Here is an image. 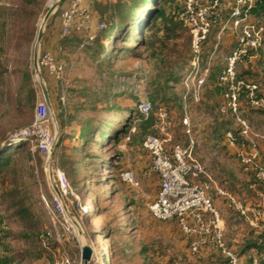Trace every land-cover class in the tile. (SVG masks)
I'll use <instances>...</instances> for the list:
<instances>
[{"label": "rangeland", "instance_id": "1", "mask_svg": "<svg viewBox=\"0 0 264 264\" xmlns=\"http://www.w3.org/2000/svg\"><path fill=\"white\" fill-rule=\"evenodd\" d=\"M56 1L0 0V161L7 163L0 166V260L6 264H84L79 242L81 246L93 245L85 264H228L216 249L191 253L176 221L152 217L148 205L156 196L158 179L150 170V157L141 143L146 135L156 134L152 122L160 109L168 110L173 121L170 145L186 142L180 122L185 107L194 150L215 175V185L250 208L264 210L260 197L264 183L244 170L240 160L241 153L249 152L250 142L238 136L230 112L218 111L210 88H205L204 100L186 99L183 103L184 85L179 78L195 56L185 28L177 24L176 36L167 38L159 18L145 31L147 46L137 47L135 40L118 42L133 47V53L124 54L114 53L111 46L123 3L133 4L134 9L141 7L135 10L141 22L148 12L161 9L169 13L181 7L184 0H86L92 17L88 28L73 31L60 43L59 13L67 0L43 21ZM250 21L264 26V12L252 14ZM102 22L105 27L99 28ZM39 29V51L51 48L57 54L60 48L69 72L64 105L55 95L59 87L53 79L44 74L43 78L47 82L49 79L47 91L53 95L56 112L54 159L73 190L68 202L70 217L75 219L86 210V232L78 235V240L52 226L51 214L41 199V192L48 198V181L39 152L29 141L16 136L35 115L39 88L31 68ZM53 39L56 45L52 46ZM224 41V46H231L233 36L228 34ZM43 42L48 44L46 48ZM211 43L213 40L201 51L203 65L208 61ZM224 50H217L212 59L215 65H219ZM243 64L237 69L239 75L257 83L264 95V37L254 57ZM144 97L153 104L154 121L148 123L133 107ZM241 101L239 117L251 127L258 160L264 167V117L247 108L244 98ZM116 130L120 132L112 135ZM227 131L237 137L233 147L226 140ZM127 136L130 139L122 148ZM124 171L132 172L137 186L123 181ZM213 197L215 206L221 208L225 244L237 255L238 264H251L252 255L264 258V214H249L254 219L252 224L229 210L221 197V203L214 193ZM21 209H28L32 216L23 220Z\"/></svg>", "mask_w": 264, "mask_h": 264}, {"label": "built area", "instance_id": "2", "mask_svg": "<svg viewBox=\"0 0 264 264\" xmlns=\"http://www.w3.org/2000/svg\"><path fill=\"white\" fill-rule=\"evenodd\" d=\"M263 0H184L182 8L177 13V19L190 34V46L194 58L183 79V103L188 99L200 100L201 92L210 71V62L201 64L200 54L203 46L208 42L213 28L219 25L217 40L220 35L231 29L235 35V46L224 59V64L218 76L219 85L224 87L223 102L219 108L221 114L230 112L237 125L238 136L249 143V152L241 153V164L246 171L252 172L256 181L264 183V167L258 160V151L252 139L253 131L244 118L239 117L242 101L246 106L259 111L264 117V95L259 85L241 78L238 66L254 57L255 52L263 42L264 26L250 21L252 9L261 4ZM68 5L60 11V37H66L73 31L88 28L92 17L87 9L85 0H67ZM229 9L228 18L222 21L226 9ZM105 24L99 23L103 28ZM32 77L37 82L39 94L36 97L35 115L33 121L23 128L16 136L22 141H29L40 155L43 172L47 182L48 198L41 192V199L46 210L51 214L50 222L54 228L66 234L73 235L78 240V235H83L85 229L86 210L79 217L72 219L68 211L69 197L73 195L64 171L54 159V150L57 145L56 112L48 92L47 102L41 91L39 77H42L47 88V81L43 74L52 78L59 87L55 92L60 105L65 104L69 72L66 71L61 55L49 51H40L37 59V68L32 64ZM187 99V100H186ZM135 111L148 119L153 107L147 97L134 102ZM181 125L186 142H177L167 145L169 130L173 125L168 110L160 109L156 113L153 129L156 134L146 135L141 147L150 157V170L157 176L158 190L155 198L149 203L148 210L156 220L176 221L181 233L188 240L189 251L193 254L203 249H216L228 260V264H238L237 255L225 244V226L220 209L214 204L213 193L221 197L226 207L250 220L249 214L258 217L264 214L263 209L250 208L239 201L231 193L218 188L213 177L208 173L202 162L195 155V141L191 134V125L186 108H183ZM229 146H234L237 137L231 132H226ZM130 137L123 140L125 148ZM123 181L137 186L138 183L131 171L121 174ZM264 199V192L260 195ZM81 251L82 246L79 244ZM89 246L93 249L92 243ZM94 250V249H93ZM251 264H264V258L252 255ZM0 264H2L0 262Z\"/></svg>", "mask_w": 264, "mask_h": 264}, {"label": "trees", "instance_id": "3", "mask_svg": "<svg viewBox=\"0 0 264 264\" xmlns=\"http://www.w3.org/2000/svg\"><path fill=\"white\" fill-rule=\"evenodd\" d=\"M159 1L160 0H152V2H159ZM131 3H133V1ZM85 4H86L87 9L89 11V8H88L86 0H85ZM140 8L141 7L139 6L136 9H134L133 4L131 5V4H128V3L127 4L123 3L120 6L119 12L117 14L118 15V20H119L118 26H116L117 32L112 37V40H111V43H112L111 46H112V50H113L114 53H116V54H124V53H127V52L128 53H130V52L133 53V51H134L133 47H128L127 45H117L118 42H131L132 40H135L136 43H137L136 44L137 47H139V46H142V47L147 46L146 45L147 43H146L145 31H147L152 26V24H154V21H156L159 18L162 20L161 24H162V28L164 27L163 31H165L166 37L167 36L168 37L169 36L170 37L171 36H173V37L176 36V32H177V29H178L177 26H176L177 24L180 25L181 28L183 27L181 22L177 19V13L180 11L182 6L173 9L172 12H169V13H163L161 11V9L154 10V11H152L150 13L148 12L147 15L144 17V19L141 21L142 24L139 21L138 17L136 16V13H135V10H139ZM262 11L264 12V0L262 1L261 4L256 5L252 9L251 15L252 14H259ZM59 19H60V13H59ZM58 34H59L58 38L60 39L59 43L64 38L69 37L71 35V33H70L68 36L61 38L60 37V31H59ZM43 51H44V49H43ZM219 74H220V71H218L216 68L212 69L210 71V74L208 75V77L206 79V82H205L203 88L204 89L205 88H210V91H212V93L211 92L210 93L213 94V96L218 97L219 95H221L222 98H223L224 87L219 85V81H218ZM44 75L46 76V74H44ZM52 81L54 82V80H52ZM48 83H49V79H48L47 84ZM49 95H50V97L53 96L50 93H49ZM35 97H36V95H34V98ZM201 100L202 99H200L199 102ZM216 102L218 103V111H219V108H220L223 100L222 101L216 100ZM151 104H152V102H151ZM152 106H153V104H152ZM137 114L140 115L141 118H143V116L141 114H139V113H137ZM152 116H153V113H152V115H150L148 117V119H144V120L147 123L151 122L152 120L154 121V118ZM154 123H155V121L152 122V128H153ZM119 132L120 131H118V130L113 131L114 134H112V135H116ZM6 164H7L6 162H1L0 161V166L3 167ZM19 213H20V218H22L23 220H27V219H29L32 216L31 211H29L28 209H21ZM129 220L131 222L130 216H129ZM44 238H46L45 235H44ZM53 245H57V243L55 241H53ZM0 262L2 264H6L5 262H3L1 260H0ZM227 262H228V260H227Z\"/></svg>", "mask_w": 264, "mask_h": 264}, {"label": "crops", "instance_id": "4", "mask_svg": "<svg viewBox=\"0 0 264 264\" xmlns=\"http://www.w3.org/2000/svg\"><path fill=\"white\" fill-rule=\"evenodd\" d=\"M227 3H230V1L231 0H225ZM68 5V3L66 4V6ZM228 13H229V9L227 8L226 9V11L224 12V14H223V17H222V21H225L227 18H228ZM58 30L60 31V24H59V26H58ZM228 30V31H227ZM227 30H225L223 33H222V35H220V39L219 40H217V35H218V31H219V25H217V26H215L214 28H213V30H212V32H211V34H210V37H209V39H208V42L205 44V45H207V44H209L210 43V41L211 40H213V43H211L212 44V48H211V52H210V54H209V56H212V59L213 58H215L216 57V53H217V50L220 48V47H222V48H224V49H226V50H224L225 52H223V54H221L222 56H221V61H220V63H219V65L218 64H214V62H212V59H211V62H210V71L212 70V69H215V68H217V70L218 71H221V69H222V66H223V64H224V59L226 58V56L227 55H229V53L231 52V50L233 49V47L235 46V41H236V38H235V35H234V33H233V31L229 28V29H227ZM59 31H58V33H59ZM228 34H231L232 36H233V43H232V45L231 46H229V47H226V46H224V44H225V41H224V38L225 37H227V35ZM54 41L51 43V45L53 46V45H56V39H53ZM49 41V40H48ZM43 44H44V48H46V46L48 45L46 42H43ZM204 45V46H205ZM203 46V47H204ZM41 50V49H40ZM44 51H49V52H55L54 50H52L51 48H46V49H44ZM58 52L60 53L61 52V49L59 48L58 49ZM61 54V53H60ZM244 65V64H243ZM212 66H214V67H212ZM240 66V65H239ZM238 66V67H239ZM188 69V68H187ZM186 71L187 70H185V71H183L182 72V76L179 78V81H180V83H181V85H183V79H184V77H185V73H186ZM210 71H209V74H210ZM208 74V75H209ZM238 74H240L241 75V73H239L238 72ZM239 75V76H240ZM246 76H249V75H246ZM208 77V76H207ZM241 77V76H240ZM243 77H245V76H243ZM243 77H241V78H243ZM244 79V78H243ZM246 80V79H245ZM247 81H252V80H247ZM184 93V92H183ZM204 94H205V89L203 88V90H202V92H201V96H200V99H202V100H204L205 99V96H204ZM183 95V94H182ZM216 100H218V101H222L223 100V98H222V96L221 95H219L218 97H216ZM248 108V107H247ZM248 110V109H247ZM241 112V111H240ZM168 138H169V141L167 142V145H170V140H171V137H170V134H168ZM195 155H196V157L199 159V160H201L200 159V157H199V155H197V152H195ZM203 164V163H202ZM207 165H205L204 164V167H205V169H206V171L208 172V173H210L211 175H212V177L213 178H215V175L213 174V172H211L207 167H206ZM216 198H218V199H216L217 201H219L220 202V200H219V197H216ZM221 203V202H220ZM219 203V204H220ZM220 211H221V208H220ZM235 215H237V213L235 214ZM240 216V215H239ZM216 251L215 249H210V248H208V249H203L202 251ZM213 253V252H212ZM205 254V253H204Z\"/></svg>", "mask_w": 264, "mask_h": 264}, {"label": "water", "instance_id": "5", "mask_svg": "<svg viewBox=\"0 0 264 264\" xmlns=\"http://www.w3.org/2000/svg\"><path fill=\"white\" fill-rule=\"evenodd\" d=\"M63 0H57L49 9V11L46 13L43 21L47 20V18L51 15V13L53 12V10L55 8H57L59 6V4L62 2ZM43 21L41 23V26L40 28H42L43 26ZM40 32L37 33V38H36V44H35V50H34V54H33V66L35 67V69L37 68V59H38V55H39V50H40V37H41V29H39ZM39 83H40V86H41V91L43 93V96L45 98V100L48 102L49 99H48V92H47V88L45 86V83L42 79V77H39ZM91 254H92V249L89 245H83L82 248H81V252H80V258H81V261L85 264L87 263V261H89L90 257H91Z\"/></svg>", "mask_w": 264, "mask_h": 264}, {"label": "bare ground", "instance_id": "6", "mask_svg": "<svg viewBox=\"0 0 264 264\" xmlns=\"http://www.w3.org/2000/svg\"><path fill=\"white\" fill-rule=\"evenodd\" d=\"M53 3H54V2H53ZM53 3H52V4H53ZM41 22H42V21H41ZM17 137H18V136H17ZM18 139H19V138H18ZM15 141H17V140H15Z\"/></svg>", "mask_w": 264, "mask_h": 264}]
</instances>
